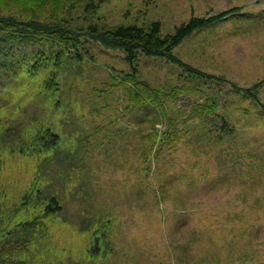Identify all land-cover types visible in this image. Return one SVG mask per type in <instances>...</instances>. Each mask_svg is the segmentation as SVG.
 <instances>
[{"label": "rangeland", "instance_id": "rangeland-1", "mask_svg": "<svg viewBox=\"0 0 264 264\" xmlns=\"http://www.w3.org/2000/svg\"><path fill=\"white\" fill-rule=\"evenodd\" d=\"M32 1L0 0V8L18 12ZM38 8L72 27L158 21L165 35L192 17L226 16L172 53L209 80L192 82L164 59L137 60L138 80L171 88L165 117L154 108L141 131L119 85L131 69L98 41L86 38L78 61L65 55L53 96L41 87L50 68L0 78V118L14 130L0 136V264H264V0H45ZM194 103L202 106L192 115ZM222 115L231 137L207 133L205 122ZM169 118L179 126L167 136ZM41 123L60 143L32 152L18 139ZM52 197L61 211L35 216Z\"/></svg>", "mask_w": 264, "mask_h": 264}, {"label": "trees", "instance_id": "trees-1", "mask_svg": "<svg viewBox=\"0 0 264 264\" xmlns=\"http://www.w3.org/2000/svg\"><path fill=\"white\" fill-rule=\"evenodd\" d=\"M22 5H20L18 12L0 8V78L4 74L11 73V71L14 72L13 77L15 78L24 66L31 75H35L39 70L50 68V72L44 77L41 87L44 92L53 96L61 91L59 71L63 66L65 55L75 53V59L78 61L83 57L77 52V48L82 45V42H86V38L98 41L104 47L120 50L124 55V61L131 69V75H124L119 85H123V89L127 90L129 105L137 118L134 124L138 127V131L142 130L139 129L142 126L151 124L156 112L154 108H158L160 114L165 117L164 105L165 101L168 100V90L171 88L158 89L150 86L147 82L138 80L134 75L136 74L135 63L137 60L140 57L164 59L180 66L185 72L187 71L186 73H190L188 80L193 79L192 82L201 79L209 80L212 77L204 76L177 62L172 53L194 31L226 16V13H221L216 19L192 17L186 23L176 27L172 34L165 35L162 34L158 21H152L146 26L129 24L103 30L93 24H88L87 28L85 24L72 27L65 20H57L55 15L47 18L48 21L43 19L49 13L42 12L41 8L38 7L45 5V0H36ZM21 9L29 10L30 15H21ZM244 92L247 93L249 90ZM39 95L45 94L40 91ZM57 104L58 102H55V105ZM194 104H196L194 109L189 111L192 112V115L200 113L199 109L202 106L199 103ZM4 111V108L0 107V117L3 116ZM7 119L0 118V136L4 133V129L6 133L8 129L14 132L8 116ZM165 122L164 135L168 133L167 136H169L172 132L178 131L177 125L179 126V124L176 121L174 122L173 119L169 118L168 120L165 119ZM205 123L208 124L207 133H218L220 138L231 137L233 134L234 126L228 124L223 115L219 122L212 121L209 124L206 121ZM180 124L181 128L184 129L183 133L190 132L191 129L186 128L185 121ZM53 128L51 124L43 123L38 124L34 129L31 127L27 130L25 127L22 129L25 137L18 139V142L28 147L32 152L52 151L61 139V134ZM197 137L200 138L201 135H197ZM141 140L150 141L146 135ZM21 151L22 149L19 148V152ZM141 157L146 158V155L142 153ZM28 202L29 199L23 203L24 208H27ZM59 211H61V206L56 198L52 197L42 207L41 212L35 213V216L38 214L41 217H46Z\"/></svg>", "mask_w": 264, "mask_h": 264}]
</instances>
